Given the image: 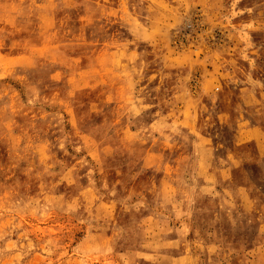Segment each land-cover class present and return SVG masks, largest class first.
<instances>
[{"label": "rangeland", "instance_id": "obj_1", "mask_svg": "<svg viewBox=\"0 0 264 264\" xmlns=\"http://www.w3.org/2000/svg\"><path fill=\"white\" fill-rule=\"evenodd\" d=\"M0 264H264V0H0Z\"/></svg>", "mask_w": 264, "mask_h": 264}]
</instances>
